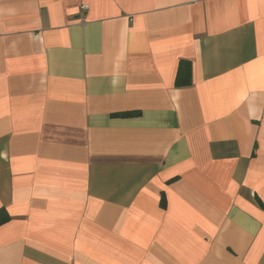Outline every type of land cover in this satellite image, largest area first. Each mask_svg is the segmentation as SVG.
Masks as SVG:
<instances>
[{
	"label": "crops",
	"instance_id": "crops-1",
	"mask_svg": "<svg viewBox=\"0 0 264 264\" xmlns=\"http://www.w3.org/2000/svg\"><path fill=\"white\" fill-rule=\"evenodd\" d=\"M1 209L0 264H264V0H0Z\"/></svg>",
	"mask_w": 264,
	"mask_h": 264
},
{
	"label": "trees",
	"instance_id": "trees-1",
	"mask_svg": "<svg viewBox=\"0 0 264 264\" xmlns=\"http://www.w3.org/2000/svg\"><path fill=\"white\" fill-rule=\"evenodd\" d=\"M192 82V66L189 60H181L178 67L176 76L177 86H187ZM131 114V113H129ZM9 214L5 209L0 210V225L9 220Z\"/></svg>",
	"mask_w": 264,
	"mask_h": 264
},
{
	"label": "built area",
	"instance_id": "built-area-1",
	"mask_svg": "<svg viewBox=\"0 0 264 264\" xmlns=\"http://www.w3.org/2000/svg\"><path fill=\"white\" fill-rule=\"evenodd\" d=\"M82 7H83V8H86V7H87V5H86V4H84Z\"/></svg>",
	"mask_w": 264,
	"mask_h": 264
}]
</instances>
